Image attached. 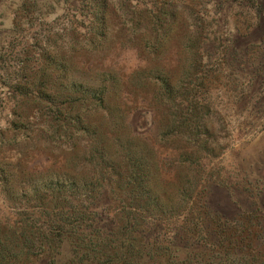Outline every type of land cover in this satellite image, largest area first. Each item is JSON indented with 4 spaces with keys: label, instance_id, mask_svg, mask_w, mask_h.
Here are the masks:
<instances>
[{
    "label": "rangeland",
    "instance_id": "obj_1",
    "mask_svg": "<svg viewBox=\"0 0 264 264\" xmlns=\"http://www.w3.org/2000/svg\"><path fill=\"white\" fill-rule=\"evenodd\" d=\"M102 178V211L208 227L188 264H264V0H0V239ZM233 226L240 259L218 248ZM54 261L74 264L67 239Z\"/></svg>",
    "mask_w": 264,
    "mask_h": 264
},
{
    "label": "trees",
    "instance_id": "obj_2",
    "mask_svg": "<svg viewBox=\"0 0 264 264\" xmlns=\"http://www.w3.org/2000/svg\"><path fill=\"white\" fill-rule=\"evenodd\" d=\"M184 134L194 137L190 131ZM138 157L142 162L143 155L139 153ZM139 166L130 170L127 181L145 180L146 170ZM102 179V188L90 191L82 190L89 186L88 183L70 182L65 196L60 194V187L56 197H52L54 202L49 203L45 197L38 196L37 217L32 214L33 217L28 218L31 221H23L18 228L2 226V234L6 231L8 237L0 239V264H28L31 257L39 256H47L50 264H55L64 239L70 242L74 264H158L162 257L172 259L174 264H188L181 254L188 256L194 249L209 250L206 242L199 244L198 238L204 233L206 241L211 232L208 227L192 223V214H184L182 225H178L173 222L164 224L160 209L152 214L125 207L102 211L103 203H110L106 187L112 184L111 180ZM122 179L119 178L120 182ZM147 191L143 185L133 186L127 188L118 200L130 203L143 195L150 198ZM224 229L228 242L219 240L218 248H223L225 253L227 249L234 248L232 253L240 259L242 251L239 244L244 240L242 228ZM179 236L184 238L183 244L176 239Z\"/></svg>",
    "mask_w": 264,
    "mask_h": 264
}]
</instances>
